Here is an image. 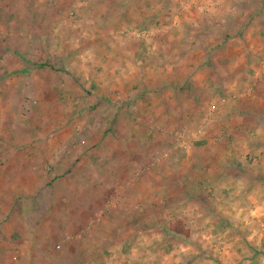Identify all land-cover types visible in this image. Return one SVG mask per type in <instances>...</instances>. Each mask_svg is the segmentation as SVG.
<instances>
[{
	"label": "rangeland",
	"instance_id": "rangeland-1",
	"mask_svg": "<svg viewBox=\"0 0 264 264\" xmlns=\"http://www.w3.org/2000/svg\"><path fill=\"white\" fill-rule=\"evenodd\" d=\"M261 2L0 0V146H29V220L15 228L41 243L51 264H60L59 254L75 264L70 249L91 242V234L111 257L122 234L129 242L143 228L145 264L155 257L160 264H264L262 175L249 194L229 164L219 168L211 154L189 150V143L198 147L192 134L203 123L180 121L193 102L206 125L225 109L214 92L202 93L213 88L203 81L212 61L243 70V59L232 66L206 50H238L240 43L217 42V30L234 32L225 19L238 14L247 29L264 19L254 9ZM257 64L264 70V58ZM176 84L190 94L176 95ZM173 97L182 105L174 111L177 129L165 119ZM244 163L255 166L250 157ZM225 176L226 194L216 189ZM217 216L226 227L214 234ZM179 221L190 231L187 242L165 229ZM120 257L113 264H123Z\"/></svg>",
	"mask_w": 264,
	"mask_h": 264
},
{
	"label": "crops",
	"instance_id": "crops-1",
	"mask_svg": "<svg viewBox=\"0 0 264 264\" xmlns=\"http://www.w3.org/2000/svg\"><path fill=\"white\" fill-rule=\"evenodd\" d=\"M254 9L264 11V2L259 3ZM225 20L230 21L229 23H232V27H235V30L231 34H224L222 28L219 31L217 30L218 34L221 33L220 38L218 39L217 37V42L222 44V42L227 41L229 43L233 41L240 43L241 46H239L238 50H234L231 55L225 54L222 56L223 48L221 46H216L211 51L208 50V47L206 52L208 54L210 52L215 53L213 57L222 58L225 62L227 58L234 60L232 61L234 64L231 62L232 66L237 65L240 61L242 62L241 59H243V70H222V67L225 66L223 61L218 62L219 65L212 61L210 64L212 70L208 71L218 77L208 74V78L203 83L207 82V85L209 87L212 85L213 88L210 87L211 89L203 90L202 93L214 92L216 98L220 100L219 105L226 106L225 109L217 111L219 116L212 120L213 123L206 125L204 117H201L203 111H201L200 102H193L189 113H181L189 114L190 116L180 119V121L182 124L196 123L197 126L194 125L195 128L200 123H203L198 133L192 134V137H196L195 141L200 145L195 147L189 143V150L193 153L194 149L199 148L205 151L206 154H211L213 158H210V161L216 162L219 168L220 165L229 164L236 177L239 173L242 175L244 184L249 186L248 193L250 194L252 188L260 186L264 179V70H255L258 66L257 59L264 58L263 48L259 49L255 46L258 43H264V19L251 20L248 29L246 26L248 21L245 22L244 18H240V14L228 17ZM240 47L245 48L242 49L244 55L241 54ZM238 67L241 68V66ZM229 73L235 74L234 77L232 75L228 77ZM217 84L218 86H216ZM174 87H176V90L174 89L173 92L176 95L180 93L182 96L190 94L184 93L183 90L185 88L182 85L177 86L176 84ZM192 90L197 91L193 85L190 86V91ZM218 90L224 93L217 94ZM247 91L253 92L252 96L247 95ZM192 92L194 93V91ZM246 97H249L250 100L246 101L244 99ZM179 103L177 98L173 97V101L169 102L172 109L171 114L165 118L174 126L173 129L179 127V119L175 117L176 113L174 112L182 107L181 103V106H178ZM219 105L218 107L220 108ZM176 147L180 146L177 145ZM182 147L187 148V142ZM179 151L181 152L182 150L175 151L177 158ZM19 155L27 157L21 158ZM246 157H250L255 161L254 167L246 166V163H244ZM177 158L176 161L178 160ZM234 161L236 163L235 166L233 164ZM239 163L242 166L241 168ZM258 163L261 166L256 165ZM191 165H193V162ZM232 166L234 167L232 168ZM218 175H220L219 172ZM261 175L262 180L258 179ZM226 176L225 180L223 179L219 182L216 188L219 193L226 194L227 192L226 188L229 185V180H227ZM55 183L53 181L52 185ZM191 199L194 200L192 196L188 200ZM223 199L221 197L219 201ZM30 201L32 203L33 198H30ZM23 219H26L25 221L29 220V146H0V264H44L45 262L46 264H51L52 260L50 258L51 261L47 260L48 257L45 254L43 245L39 242H33V238L29 240L26 237V233H23L21 229L15 228L16 223L21 222ZM141 231L145 232V229H137L132 233L133 235L136 233L137 241L133 238V240L128 242L127 234H122L124 238L121 240L120 248L115 250V253L122 256L119 259H122L120 262H123V264L127 262L128 257L136 252L137 257L131 264H145V254L140 253V247H144L145 242L142 240V242L138 241L140 234H142ZM96 235L91 234L89 239L91 242H85L82 247L77 246L75 249H70L75 252V255H73L75 264H113L112 259L115 253L111 257L106 258L107 256L105 257L102 254L105 249L103 247L99 248L97 247L98 245L94 244L99 239ZM24 236L26 239H22ZM99 250L100 254L98 253ZM59 256L61 257L60 264L65 263V259L69 260V264H71L72 260L69 256L68 258L63 257L64 259L62 254H59ZM154 260L153 264L161 263L156 257ZM47 261L49 262L47 263ZM66 264L68 263L66 262Z\"/></svg>",
	"mask_w": 264,
	"mask_h": 264
},
{
	"label": "trees",
	"instance_id": "trees-1",
	"mask_svg": "<svg viewBox=\"0 0 264 264\" xmlns=\"http://www.w3.org/2000/svg\"><path fill=\"white\" fill-rule=\"evenodd\" d=\"M195 145H198L199 146L200 144L198 142H195ZM216 218H217L216 220L220 224L216 228V230H214V232H213L214 234L220 233L226 227L225 220L223 218H221V216H217ZM165 229L168 230L170 232V234L174 235L175 236L174 239H177V241H181V242L182 241H185V242H187L188 241L187 239H189L190 231H189L188 228L184 229V227L182 226V223L180 221L176 225H174V226H169V227L166 226ZM160 247H158V248H160ZM199 252L202 253V251H199Z\"/></svg>",
	"mask_w": 264,
	"mask_h": 264
}]
</instances>
